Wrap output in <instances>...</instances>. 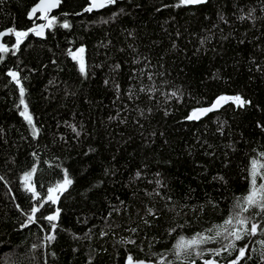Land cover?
I'll return each instance as SVG.
<instances>
[{"label": "trees", "instance_id": "trees-1", "mask_svg": "<svg viewBox=\"0 0 264 264\" xmlns=\"http://www.w3.org/2000/svg\"><path fill=\"white\" fill-rule=\"evenodd\" d=\"M36 1L0 0V264H264V0H60L42 36Z\"/></svg>", "mask_w": 264, "mask_h": 264}, {"label": "water", "instance_id": "water-1", "mask_svg": "<svg viewBox=\"0 0 264 264\" xmlns=\"http://www.w3.org/2000/svg\"><path fill=\"white\" fill-rule=\"evenodd\" d=\"M90 2H91V4L88 6L87 9H91V10H95V11L102 9L107 5V3H105V0H91ZM205 2H207V0H205ZM205 2H203V3H205ZM101 3L104 4L103 7L98 6ZM203 3H190V4L197 5V4H203ZM59 4H60V0H37L34 4H32L30 9L28 10L26 18H28L29 20H33L36 18V16L38 17V15L51 16V14L55 10L58 9ZM46 26H47L46 21L43 20L35 26L34 30L39 36H42ZM9 30L10 29H5V30L0 31V50L4 45L3 44L4 39L11 35V31H9ZM78 57H80L79 54H78ZM224 104H225V100L219 98V99H216V101L213 104L199 108V109H197V111L195 110L191 114H192V116L198 117V118H194V119L199 120V119L204 118L205 116H207L211 112L217 111L222 106H224ZM213 105H216V107H213ZM203 109H212V110L206 111V112H201L200 110H203ZM25 114L27 115V112H25ZM126 264H153V263L151 261H147L144 259H133V260H129ZM204 264H206V263H204Z\"/></svg>", "mask_w": 264, "mask_h": 264}, {"label": "snow or ice", "instance_id": "snow-or-ice-1", "mask_svg": "<svg viewBox=\"0 0 264 264\" xmlns=\"http://www.w3.org/2000/svg\"><path fill=\"white\" fill-rule=\"evenodd\" d=\"M113 2H114V0H105V3H109V4H110V3H113ZM203 2H205V0H182V3H203ZM98 6L103 7L104 4L101 3V4L98 5ZM88 10H91V9H88ZM64 27H68V25L65 24ZM24 34H25V33H17V35H24ZM81 51H82V49H81ZM81 71H83V68L81 69ZM13 75H14V74H13ZM220 99H225V98H224V97H221ZM229 99H235L236 101L240 102L241 104L244 103V101H242L241 98L238 97V96H237V97H234V98H229ZM213 107H216V105H213ZM211 110H212V109H203V110H200V111H201V112H206V111H211ZM192 118H198V117H196V116H191V117H189V119H192ZM255 176H256V172H255V170H254V171H253V188H252V190L250 191L249 195H248L247 197H245L246 201H247L250 205L256 203V199H255V197L257 196L258 193L264 192V185H260V188H259V189H257V188L255 187ZM66 183H70V181H66ZM261 206L264 207V204H262ZM33 211L35 212L36 209H33ZM54 218H55V217H48L49 220L54 219ZM224 223H225V225H228V224H231L232 221H231V219H229V220H226ZM240 223H243V221H240ZM254 230H255V225H253V231H254ZM233 234H234V233H233ZM218 235H220L219 232H217V236H218ZM234 235H235V238H236L237 240L241 239V236H240V235H238V234H234ZM50 239H51V238H50ZM203 242H204V239H203V238H201V239L193 238L192 240H189V241H184V239L181 238V240L177 243L176 247H177L178 250H180V249H184V248H186V247H189V246H191V245H193V244H198V243H203ZM240 253H241V255H243V254H244V250L241 249V250H240ZM233 264H235V262H233Z\"/></svg>", "mask_w": 264, "mask_h": 264}, {"label": "rangeland", "instance_id": "rangeland-1", "mask_svg": "<svg viewBox=\"0 0 264 264\" xmlns=\"http://www.w3.org/2000/svg\"><path fill=\"white\" fill-rule=\"evenodd\" d=\"M44 20L46 21V24H49V25L52 22V18H44ZM22 33H24V32H22ZM14 34H15L17 42H19L23 37V35H17V32H15ZM236 102H238V101H236ZM66 185H67L66 180L63 183H60L56 189L51 191V196H55L59 191H62L66 187Z\"/></svg>", "mask_w": 264, "mask_h": 264}, {"label": "flooded vegetation", "instance_id": "flooded-vegetation-1", "mask_svg": "<svg viewBox=\"0 0 264 264\" xmlns=\"http://www.w3.org/2000/svg\"><path fill=\"white\" fill-rule=\"evenodd\" d=\"M38 17H40V18H42V19H44V18H48V16H43V15H39ZM41 22V21H40ZM39 22H37V24H38ZM36 24V25H37Z\"/></svg>", "mask_w": 264, "mask_h": 264}]
</instances>
